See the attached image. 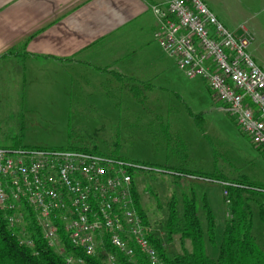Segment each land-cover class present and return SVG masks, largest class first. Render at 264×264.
Listing matches in <instances>:
<instances>
[{
  "label": "rangeland",
  "instance_id": "374dc122",
  "mask_svg": "<svg viewBox=\"0 0 264 264\" xmlns=\"http://www.w3.org/2000/svg\"><path fill=\"white\" fill-rule=\"evenodd\" d=\"M206 3L229 31L249 40L248 51L264 70V0ZM169 58V70L157 78L153 87H146L145 94L101 96L82 91L78 95L74 90L57 115L43 104L47 110H38L36 116L31 113L32 116L15 117L0 128V148L89 149L99 155L115 153L133 164L147 165L153 171H143L142 176L137 172L134 179L149 233L160 237L167 248L179 251V235L168 241L165 231L171 197L178 199L180 209L181 191L192 186L199 201L206 196L220 229L230 215L222 183L246 180L264 190V150L242 132L207 81L189 78ZM176 170L209 178L183 176L179 184H174ZM257 199L264 203L261 197ZM256 203L251 200L252 232L264 248V221ZM200 213L203 215L204 211L201 209ZM30 219L21 220L18 225L24 242ZM58 242L51 246L61 253ZM185 246H190L188 241ZM103 247L104 244L97 252L104 251ZM117 259L110 262L106 258V262L119 264Z\"/></svg>",
  "mask_w": 264,
  "mask_h": 264
},
{
  "label": "built area",
  "instance_id": "2783aa9c",
  "mask_svg": "<svg viewBox=\"0 0 264 264\" xmlns=\"http://www.w3.org/2000/svg\"><path fill=\"white\" fill-rule=\"evenodd\" d=\"M152 10L160 22L153 37L164 51L189 78L207 81L242 132L264 150V70L250 55L249 40L229 31L203 0H169ZM134 168L125 159L83 150L0 148V211L11 227L31 211L50 245L63 230L88 255L106 240L114 249L106 253L110 262L118 254L132 258L137 249L151 264H163L135 207Z\"/></svg>",
  "mask_w": 264,
  "mask_h": 264
},
{
  "label": "crops",
  "instance_id": "0c3cea01",
  "mask_svg": "<svg viewBox=\"0 0 264 264\" xmlns=\"http://www.w3.org/2000/svg\"><path fill=\"white\" fill-rule=\"evenodd\" d=\"M168 1L0 0V128L74 90L145 94L170 66L152 10Z\"/></svg>",
  "mask_w": 264,
  "mask_h": 264
},
{
  "label": "trees",
  "instance_id": "16d2710c",
  "mask_svg": "<svg viewBox=\"0 0 264 264\" xmlns=\"http://www.w3.org/2000/svg\"><path fill=\"white\" fill-rule=\"evenodd\" d=\"M182 149L185 151L184 145ZM76 150L93 152L89 149ZM179 151L181 152L180 149ZM107 156L122 158L115 153ZM134 165L136 168L130 169L134 203L143 223L148 227V220L134 176L137 172L142 176L143 171L150 172L153 169L147 168V165L144 164ZM164 171L168 170L164 169ZM173 175L175 180L172 182L174 184H179L183 176H190L194 179L209 178L186 170H176ZM227 183L232 184L223 186V189L227 190L224 199L226 202L228 201L230 215L220 229L217 228L215 215L206 196L203 195L199 201L192 191V186L188 190L181 191L180 209L178 208V199L174 195L171 197L165 231L168 241L173 236L179 235L180 250L172 251L167 248L160 237L148 234L149 240L157 250L163 264H264V248L252 232L251 210V200H255L260 218L264 221V203L257 199L258 196L264 199V190L261 187L255 188L246 180ZM252 194L257 196H250ZM201 209L204 211L203 215L200 213ZM28 215L25 216V219L28 217L31 219L25 226L27 240L24 242L22 240L24 236L20 232L21 228L11 227L0 211V264H108L106 253L114 249L106 240L104 251L88 255L83 249L71 244L64 231L59 230L62 252H56L43 238L33 213L29 211ZM27 241H31L32 245H29ZM186 241L189 242V247L185 246ZM208 246H210V250H208ZM68 258H71L72 262L68 263ZM117 261L119 264H151L137 249H135V255L132 258L118 254Z\"/></svg>",
  "mask_w": 264,
  "mask_h": 264
}]
</instances>
